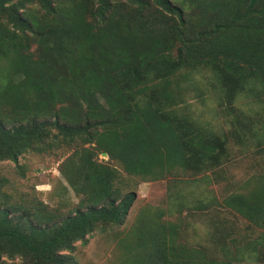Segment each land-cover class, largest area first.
<instances>
[{
	"label": "trees",
	"instance_id": "obj_1",
	"mask_svg": "<svg viewBox=\"0 0 264 264\" xmlns=\"http://www.w3.org/2000/svg\"><path fill=\"white\" fill-rule=\"evenodd\" d=\"M198 70L232 117L227 133L180 112V81ZM0 80V161L24 177L25 154L70 150L60 172L80 196L63 212L36 197L12 202L0 182V264H77V242L121 225L134 193L116 186L113 163L167 180V213L224 211L249 224L242 239L212 221L207 249L180 242L163 212L142 214L127 264H264V169L245 192L211 189L226 179L231 141L253 140L264 156V0H0ZM240 95L261 110L244 114Z\"/></svg>",
	"mask_w": 264,
	"mask_h": 264
},
{
	"label": "rangeland",
	"instance_id": "obj_2",
	"mask_svg": "<svg viewBox=\"0 0 264 264\" xmlns=\"http://www.w3.org/2000/svg\"><path fill=\"white\" fill-rule=\"evenodd\" d=\"M2 81L0 80V86ZM185 103L180 112L192 117L197 123L211 129L215 133L224 134L231 129L232 117L219 111L218 98L220 93L214 86V80L209 71L198 70L188 75L187 80L180 81ZM246 115H252L261 106L253 102L247 95H240L236 104ZM249 141L248 146L231 141L230 159L224 168L225 178L218 184H213V194L222 199L226 194L246 191L244 181L251 175L264 169V156L254 154ZM71 154L70 150L55 147L46 153H27L19 158L18 164L23 166L25 176L20 177L16 164L0 161V182L4 191L12 202L26 201L36 197L51 208H60L66 212L77 206L80 196H76L63 178L60 167ZM99 161H106L107 156L100 155ZM120 172V179L116 186L123 193L133 192L134 201L129 207L121 225L109 226L104 231H95L87 237V242H77L73 252L77 264H127L131 253L130 245H135L134 230L142 214L152 219L163 212L162 220L166 224L173 223L179 228L180 242L192 247H206L211 249L217 239L212 221L225 222V232L235 231L242 237L248 234L249 224L231 213L221 211L209 216L191 208L190 211L175 208L169 211L168 181H142L138 177L127 176L121 168L113 163ZM5 180V181H4ZM126 185V186H125ZM192 191V188H188ZM200 186L197 192L205 191ZM145 212V213H144ZM244 239V238H242ZM238 264H254L252 261H240Z\"/></svg>",
	"mask_w": 264,
	"mask_h": 264
},
{
	"label": "water",
	"instance_id": "obj_3",
	"mask_svg": "<svg viewBox=\"0 0 264 264\" xmlns=\"http://www.w3.org/2000/svg\"><path fill=\"white\" fill-rule=\"evenodd\" d=\"M104 156H106L105 154H103Z\"/></svg>",
	"mask_w": 264,
	"mask_h": 264
}]
</instances>
